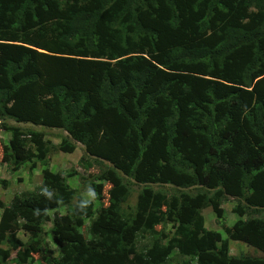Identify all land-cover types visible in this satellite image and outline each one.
<instances>
[{
	"label": "trees",
	"instance_id": "1",
	"mask_svg": "<svg viewBox=\"0 0 264 264\" xmlns=\"http://www.w3.org/2000/svg\"><path fill=\"white\" fill-rule=\"evenodd\" d=\"M7 119L62 130L52 147L80 143L84 170L105 162L90 186L108 189L95 206L43 167L36 188L0 200V264L48 263L50 243L57 264H169L174 251L264 264L228 251L264 253V0H0L1 161L46 159V134ZM127 179L141 185L130 210ZM153 183L200 191L189 203ZM227 198L245 218L206 228L202 209L221 217Z\"/></svg>",
	"mask_w": 264,
	"mask_h": 264
},
{
	"label": "rangeland",
	"instance_id": "2",
	"mask_svg": "<svg viewBox=\"0 0 264 264\" xmlns=\"http://www.w3.org/2000/svg\"><path fill=\"white\" fill-rule=\"evenodd\" d=\"M0 121V182L1 180H5L6 184L5 186L0 185V200L6 204H9L11 201V198L15 194H19L20 192L24 191H31L34 188H36L41 180V174L40 170L43 167H48L52 171L55 172H61L64 174H67L66 177L68 184L71 187H76L81 192H84L85 199H92L94 201V205L98 206L99 201L98 197L102 196L103 200L105 198V194L108 189V185L105 184L104 188L97 186H90V183H103V181H94L92 180V175L99 173V168L101 166H105V162H95L94 166L89 170H84L82 163L79 162L80 158L82 156H85L84 148L81 146V144L76 143V148L72 152H63L61 150L56 149L55 147H52L53 145H57L60 142V137L63 136L65 133L60 130L59 128H48L43 125L34 124L28 121H14L13 119H7L5 123L7 124H13L16 126H19L21 128H33L35 130L43 131L46 136L45 138L50 141L49 144V155L46 159L42 161H37L36 159L32 160L31 162H25L20 166L19 169L16 171H11L8 168V165L3 163L1 161V147L3 144L7 143V140L10 137V131L7 129H4L1 126ZM93 159V158H91ZM32 163L35 164L34 167H32ZM92 174V175H91ZM91 175V176H90ZM128 186L130 187V194L128 196L127 203L125 205L127 210H130L133 206L135 194L137 191L141 188L140 184H137L133 180H126ZM158 183L151 184L152 187L155 189H163L165 190L169 196L170 195H176L181 200L187 199L189 197V203H192L193 201L191 198L195 196L197 193H199V187H175L173 185L169 184H161L157 185ZM90 186V187H89ZM95 188V189H93ZM97 194L98 197L95 199V195ZM94 196V197H93ZM74 202V201H73ZM187 202V201H186ZM236 203V200L233 198H227L222 203V216L218 217L216 213L210 208L205 207L202 209V214L205 220V226L208 229L217 230L219 232H223L222 223H226L228 225H231L236 219L239 218L240 215H238L236 212L233 211L234 205ZM65 208L61 207L60 212H65ZM241 212V210H240ZM50 217H52L53 210L49 211ZM245 218V215L240 216V218ZM84 225H88V220H84ZM51 226L50 222H47L43 224L44 229H49ZM64 227V226H63ZM165 230H168L170 227L169 224H166L163 226ZM151 238L146 236H140L138 238L137 246L139 248L146 247L150 244ZM3 247H7L5 242H2ZM50 246H52L53 250L51 251V260L50 262L42 263L40 260L38 254L33 253L36 255L34 257V262L30 264H57L61 258L57 255L56 247L54 244L50 243ZM228 251L232 255L240 256V255H250V256H257L264 259V253L252 246L247 245L246 243L238 240H228ZM30 257V254L28 255ZM63 259V258H62ZM182 258L179 254H177L176 251L172 252L170 255V261L169 264H180Z\"/></svg>",
	"mask_w": 264,
	"mask_h": 264
},
{
	"label": "crops",
	"instance_id": "3",
	"mask_svg": "<svg viewBox=\"0 0 264 264\" xmlns=\"http://www.w3.org/2000/svg\"><path fill=\"white\" fill-rule=\"evenodd\" d=\"M79 144H80V143H79ZM81 146H82V145H81ZM82 147H83V146H82ZM73 188H76V187H73ZM76 189H77V188H76ZM80 193L82 194L83 198H85V197H84V192H81V191H80ZM87 200H89V199H87ZM18 237H19V238H22L20 232L18 233ZM52 249H53V248H52Z\"/></svg>",
	"mask_w": 264,
	"mask_h": 264
},
{
	"label": "clouds",
	"instance_id": "4",
	"mask_svg": "<svg viewBox=\"0 0 264 264\" xmlns=\"http://www.w3.org/2000/svg\"><path fill=\"white\" fill-rule=\"evenodd\" d=\"M80 191V190H79ZM81 194V193H80ZM82 195V194H81ZM83 197V196H82ZM85 199V198H84ZM87 200V199H86Z\"/></svg>",
	"mask_w": 264,
	"mask_h": 264
}]
</instances>
